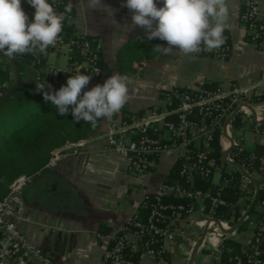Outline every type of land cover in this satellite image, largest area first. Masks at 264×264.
<instances>
[{
    "label": "crops",
    "instance_id": "obj_1",
    "mask_svg": "<svg viewBox=\"0 0 264 264\" xmlns=\"http://www.w3.org/2000/svg\"><path fill=\"white\" fill-rule=\"evenodd\" d=\"M244 1L229 0V27L225 32L230 36L232 49L227 59H218L184 55L176 46L170 55L143 52L138 47L148 38L150 31L136 26L125 33L124 27L132 25V13L123 6L126 0H102L103 5L109 8L108 12L102 7L92 10L81 0H72L69 31L91 37L100 50L101 62L111 69L109 76L92 78L82 94L96 85H102L114 73L122 74L118 54L131 44L135 50L126 56L129 65L133 62L137 66L142 59L144 63L131 78L124 115H146L156 111L162 103L163 91L171 87H221L228 90L233 85H240L255 87L257 96L252 97L249 108L253 117L260 118V124L264 126V51L247 40L245 26L239 20ZM156 4L158 8L164 6L163 0H156ZM258 11L264 14V0H259ZM156 24L154 21L153 29ZM7 61L4 70L9 72L6 82L9 87L18 81L21 84H46L40 80L42 71L35 69L27 60L8 58ZM45 66H50L48 61ZM59 89L51 85V89L45 88L44 91ZM110 121L102 119L91 137L81 140L78 154L65 157L56 168H44L34 173L24 192L20 211L25 221L21 229L58 264H103V254L112 233L140 212L146 194L155 191L163 179L174 178L177 159L172 154L157 158L155 167L149 173L136 175L129 169L125 155L107 152L106 134ZM218 135L224 151L225 137L220 133ZM244 136L251 153L264 154V140L256 138L252 131L245 132ZM250 138L253 146L248 145ZM249 179L257 187L261 184L256 175L249 176ZM221 181L216 175L214 182L218 184ZM256 201L255 196L249 202L238 198L236 206L221 216L222 222L230 228L227 231L210 228L205 218L190 215L177 223L176 228L180 231L174 242H166L163 258L153 263L148 261L149 264H191L192 254L206 228L208 233L195 254L193 264H227L226 257L219 262L211 252L220 247L222 241L236 247L250 243L252 232L246 218L257 211ZM250 208L246 218L233 231ZM99 233L103 239L97 236Z\"/></svg>",
    "mask_w": 264,
    "mask_h": 264
},
{
    "label": "built area",
    "instance_id": "obj_2",
    "mask_svg": "<svg viewBox=\"0 0 264 264\" xmlns=\"http://www.w3.org/2000/svg\"><path fill=\"white\" fill-rule=\"evenodd\" d=\"M49 2L58 12H63L72 0ZM258 2L245 0L239 20L245 26L247 40L264 51V14L258 11ZM22 7L29 20H34L35 9L28 0H22ZM67 15L55 46H50L46 55L35 54L38 63H47L50 54L67 57L68 70L50 65L41 72L40 80L59 88L78 72L95 79L102 73L99 48L91 37L69 31L73 9ZM224 37L225 42L218 49L202 48L193 55L227 59L231 54V39L226 32ZM7 60L0 52V70L6 69ZM8 87L0 78V99ZM162 96L159 108L146 115H124L121 109L110 121L106 151L125 155L129 169L136 175L149 173L157 158L172 154L177 159L178 175L163 179L155 191L143 197L140 212L112 233L103 264H149L148 261L161 260L166 242L177 238L180 231L177 223L192 214L205 218L210 228L230 230L219 215L221 209L232 210L236 206L222 196L229 188L239 190V199L249 202L255 196L257 200V211L246 218L252 238L241 247L222 241L211 255L219 262L226 257L227 264H264V154L251 153L244 136L252 131L256 138L264 140V126L249 108L252 97L257 96L255 87L233 85L228 90L171 87ZM219 133L226 141L220 162L213 157L216 152L213 143ZM81 145L82 141L67 142L54 150L44 168H56L65 157L78 154ZM216 175L222 180L218 184L214 182ZM248 175L258 176L259 188L251 184ZM32 178L33 175L17 177L0 201V264H58L21 229L25 221L21 202ZM197 181L209 182L213 187L198 188ZM97 236L104 238L100 233Z\"/></svg>",
    "mask_w": 264,
    "mask_h": 264
},
{
    "label": "clouds",
    "instance_id": "obj_3",
    "mask_svg": "<svg viewBox=\"0 0 264 264\" xmlns=\"http://www.w3.org/2000/svg\"><path fill=\"white\" fill-rule=\"evenodd\" d=\"M28 3L35 9L31 21L23 10L22 0H0V52L8 57L46 55L47 49L55 46L67 14L73 9L72 3L63 12H58L49 0H28ZM81 3L92 10L109 9L102 0H81ZM228 3L229 0H163L164 6L158 8L156 0H126L123 6L132 13V25L124 27L125 33L136 26L147 28L150 40L158 38L167 42V47L154 46V51L163 55L172 54L174 46L184 55L199 53L202 48L212 51L225 42L224 32L229 27ZM154 21L157 22L155 29ZM112 23L120 28L114 20ZM91 79L92 76L78 72L58 91H44L51 89L47 83L36 84V89L43 92L46 102H52L59 115H66L71 106L76 123L83 121L96 128L98 121H110L126 105L132 80L126 74L114 73L102 85L82 94Z\"/></svg>",
    "mask_w": 264,
    "mask_h": 264
},
{
    "label": "trees",
    "instance_id": "obj_4",
    "mask_svg": "<svg viewBox=\"0 0 264 264\" xmlns=\"http://www.w3.org/2000/svg\"><path fill=\"white\" fill-rule=\"evenodd\" d=\"M158 44L163 46L167 42L158 38L151 40L147 38L138 49L141 48L143 52L152 51L156 54L154 46ZM133 50L135 47L129 44L118 54L122 74L131 78L144 63L142 59L137 63V66H134L133 62L129 65L126 56ZM153 56L151 55V57ZM8 58L15 61L27 60L35 69L38 68L41 71L45 64L44 62L38 63L37 56L33 54L16 55L14 58ZM101 68V76L110 75L111 69L102 62ZM41 76L43 75L41 74ZM19 77L21 78V75ZM0 78L2 82L6 83L9 80L8 70H0ZM122 110L126 113V106ZM101 120L98 121L96 128H92L90 123L83 121L76 123L71 114V106L66 115H59L58 109L52 102L44 100L43 92L37 91L36 83H24L17 87L11 98L0 108V201L7 195L11 183L21 175L32 174L28 172H31L34 165L39 162L34 159L21 165L19 162L22 159H25L27 155H47L42 163H38L39 168L43 167L48 162L52 152L67 142L89 139L98 128ZM213 146L216 149L213 157L220 162L223 151L220 135H217ZM177 175L178 167L174 169L172 177L175 178ZM196 186L205 190L213 187L211 183L204 181H197ZM222 196L229 203H236L239 198V190L237 188L225 189ZM228 210L230 209H221L220 217L224 216Z\"/></svg>",
    "mask_w": 264,
    "mask_h": 264
},
{
    "label": "rangeland",
    "instance_id": "obj_5",
    "mask_svg": "<svg viewBox=\"0 0 264 264\" xmlns=\"http://www.w3.org/2000/svg\"><path fill=\"white\" fill-rule=\"evenodd\" d=\"M48 64H50V65H54V66H56V67H58V68H60V69H62V70H68V59H67V57L66 56H61V57H57L55 54H50L49 56H48ZM246 139V138H245ZM248 145L249 146H253V140H252V138H250V140L248 141ZM45 158H47V155H38V154H35V155H27L26 156V158L25 159H22L20 162H19V164H21V165H24V164H26L27 162H29V161H31V160H38L39 162V164L40 163H42L43 162V160L45 159ZM50 159V158H49ZM38 163H36L35 165H34V167H33V169H32V171L31 172H28V173H32V174H28V175H34V173H36V172H40V171H42V170H44V167H45V165H46V163H45V165L43 166V167H40L39 168V165H38ZM37 167V168H36ZM226 169H229L228 167H226ZM35 171V172H34ZM34 172V173H33ZM25 175H27V173L25 174ZM257 176V175H256ZM216 230V229H215ZM216 231H218V230H216Z\"/></svg>",
    "mask_w": 264,
    "mask_h": 264
},
{
    "label": "water",
    "instance_id": "obj_6",
    "mask_svg": "<svg viewBox=\"0 0 264 264\" xmlns=\"http://www.w3.org/2000/svg\"><path fill=\"white\" fill-rule=\"evenodd\" d=\"M21 85V81H18L17 83L11 85L7 91V93L4 95V97L2 99H0V108L11 98L12 94H13V91L19 87ZM228 153H225V156H227ZM237 167H239L238 165H236ZM249 176V175H248ZM258 185V184H257ZM259 188V186H258ZM256 200V199H255ZM255 202V201H254ZM254 204V203H253ZM253 204L251 206V208L253 207ZM251 208L244 214V216L242 217V219L238 222V224L236 225V227L233 229V231L243 222V220L246 218V216L248 215L249 211L251 210ZM208 233V229L206 228L203 235H202V238L199 242V244L197 245L194 253L192 254V259H191V264H193L194 262V258H195V254L197 252V250L199 249V247L203 244L205 238H206V235Z\"/></svg>",
    "mask_w": 264,
    "mask_h": 264
}]
</instances>
